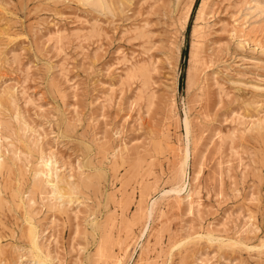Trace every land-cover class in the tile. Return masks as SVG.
<instances>
[{"label": "rangeland", "instance_id": "obj_1", "mask_svg": "<svg viewBox=\"0 0 264 264\" xmlns=\"http://www.w3.org/2000/svg\"><path fill=\"white\" fill-rule=\"evenodd\" d=\"M178 1L0 0V264H264V0Z\"/></svg>", "mask_w": 264, "mask_h": 264}, {"label": "bare ground", "instance_id": "obj_2", "mask_svg": "<svg viewBox=\"0 0 264 264\" xmlns=\"http://www.w3.org/2000/svg\"><path fill=\"white\" fill-rule=\"evenodd\" d=\"M54 1V0H53ZM82 1V0H81ZM180 1V0H179ZM178 1V2H179ZM203 1V0H202ZM86 2H87V5H88V3H90L91 5H93V7L95 6L97 9L98 8H100V9H109V8H111L112 9V7L114 8V6L113 5H111V4H114V5H116V8H118V9H120V11L121 10H123V4H124V0H110V1H107V0H86ZM187 2V1H186ZM83 3H85V0H83ZM131 3V2H130ZM174 3H176V2H174ZM181 3H183V2H181ZM193 2H192V0H188V3L186 4V7L184 8V13H183V21H186L187 19H188V16H189V14H190V11H191V8H192V4ZM202 3V2H201ZM178 5V4H177ZM182 5H184V3L182 4ZM181 5V6H182ZM206 5V4H205ZM204 6V5H203ZM92 7V8H93ZM176 8V7H175ZM182 8V7H181ZM96 9V10H97ZM125 9V8H124ZM127 9V8H126ZM173 9V8H172ZM200 9H201V7H200ZM110 10V9H109ZM203 10V9H202ZM112 11V10H111ZM179 11V10H178ZM198 11V10H197ZM200 11V10H199ZM198 11V12H199ZM109 12V11H108ZM108 12H106V13H108ZM124 12V11H123ZM175 12V11H174ZM99 13H101V12H99ZM111 13V12H110ZM110 13H108V15L110 14ZM112 13H114V12H112ZM122 13V12H121ZM179 13V12H178ZM181 13H182V10H181ZM174 14V13H173ZM235 14V13H234ZM122 15V14H121ZM200 15H201V17H202V14L200 13ZM104 16H106L105 14H104ZM110 16V15H109ZM197 16V15H196ZM199 16V15H198ZM174 17V16H173ZM200 17V18H201ZM181 18V16H180V19H182ZM179 19V18H178ZM176 20H177V18H176ZM196 20H198V19H196ZM200 20V19H199ZM237 21V20H236ZM182 22V21H181ZM194 22H196V21H194ZM204 22V21H203ZM184 23V22H183ZM238 23L240 24V22L238 21ZM185 24V23H184ZM183 24V25H184ZM199 24V23H198ZM243 24H245V23H243ZM236 25V24H235ZM248 25V24H247ZM242 25L240 24V27H241ZM243 26H245V25H243ZM198 27V26H197ZM235 27V26H234ZM239 27V26H238ZM237 28V27H236ZM242 28H244V27H242ZM197 29V28H196ZM195 29V30H196ZM200 29H201V27H200ZM246 29V28H245ZM198 30V29H197ZM233 31H235L234 29H232ZM241 30V29H240ZM243 31V30H242ZM195 32H199V30L198 31H195ZM201 32V31H200ZM242 33V32H241ZM240 33V34H241ZM264 33V32H263ZM200 34V33H199ZM247 34V33H246ZM194 35V34H193ZM198 34H196V36H197ZM202 36V35H201ZM242 36V35H241ZM245 36V35H244ZM193 37V36H192ZM201 38V37H200ZM240 38H242V37H240ZM244 39H245V37H244ZM193 41V40H192ZM200 41V40H199ZM196 41H194V43H195ZM193 44V43H192ZM198 44V43H197ZM203 45V44H202ZM201 46V45H200ZM208 46V45H207ZM192 47V46H191ZM197 47V46H196ZM205 48V47H204ZM209 48H211V47H209ZM195 49H197V48H195ZM199 49V48H198ZM197 49V50H198ZM201 49V48H200ZM199 49V50H200ZM211 50V49H210ZM192 50H190V52H191ZM203 51H204V49H203ZM207 51V50H206ZM200 52V51H199ZM213 53V52H212ZM201 54V53H200ZM204 54V53H203ZM211 54V53H210ZM212 55V57H213V54H211ZM174 56V55H173ZM192 56V55H191ZM195 57V56H194ZM208 57V56H207ZM201 58V57H200ZM210 58V57H209ZM217 58V57H216ZM178 59V58H177ZM208 59V58H207ZM188 61H189V59H188ZM194 61V60H193ZM204 61V60H203ZM197 61H195V63H196ZM175 63V62H174ZM177 63V62H176ZM190 63V62H189ZM188 63V64H189ZM209 63V62H208ZM192 64V63H191ZM203 64V63H202ZM175 65V64H174ZM194 66V65H193ZM191 67V66H190ZM196 67V66H195ZM194 67V68H195ZM190 69L188 68V71H189ZM138 72H139V74L141 75V76H148V71H146L145 69H143V68H141V69H139L138 70ZM193 74V73H192ZM191 74V75H192ZM188 75V74H187ZM191 75H190V72H189V75H188V81H189V83L191 82V80H192V78H191ZM195 83V82H194ZM189 85V84H188ZM200 85H201V83H200ZM197 87V86H196ZM197 91V90H196ZM204 91V90H203ZM197 92H199V91H197ZM201 94H203V93H201ZM1 95V94H0ZM194 95V94H193ZM2 97V96H1ZM3 99H4V97H3ZM197 99V98H196ZM0 100H2L1 98H0ZM185 119V118H184ZM260 119H262V118H260ZM264 119V118H263ZM259 123V122H258ZM263 122H262V120H261V124H262ZM189 123H188V120H185V127H186V131H187V134H188V125ZM262 126V125H261ZM187 136V135H186ZM24 138V137H23ZM21 139V138H20ZM187 139H188V137H187ZM10 150V149H9ZM183 152V151H182ZM188 148H186L185 149V154H184V157H183V160H182V163L180 164V167H179V169H178V174L177 175H179L180 177H182V179H184L183 178V176H184V173H185V166H186V163H187V157H188ZM182 157V156H181ZM3 160L4 159H1V156H0V167H2L4 164H3ZM6 163V162H5ZM38 163H39V167L37 168H35V170H33V175H34V177H35V182L37 181L38 182V179L40 180V179H43V182H44V184L46 183V184H48L49 185V187H50V193H51V196L52 197H54L55 199H56V201L58 200V201H60V203H61V205L63 204V202H64V199L65 198H67V196L68 197H70L69 196V192H70V194L74 191V188H72V191H69V192H67V193H63V191H61L60 190V188L58 187V182H59V180L57 181V178L59 177V175H58V173H56V171H58L57 170V167H56V162H54L51 158H49V157H41L40 158V160L38 161ZM5 166H6V164H5ZM21 166V165H20ZM24 167V166H23ZM20 168H22V167H20ZM8 170H10V169H8ZM129 170V169H128ZM5 171H7V170H5ZM34 171H35V173H34ZM8 172V171H7ZM10 172H11V170H10ZM22 172H24V171H22ZM58 175V176H57ZM33 177V176H32ZM33 177V178H34ZM32 178V179H33ZM174 178V177H173ZM60 179V178H59ZM177 180H179V179H177ZM181 180V179H180ZM179 180V181H180ZM60 181H61V179H60ZM178 181V182H179ZM177 182V183H178ZM68 183V182H67ZM180 183H181V181H180ZM179 183V184H180ZM40 184H42L41 182H40ZM39 184V186H41ZM69 184V183H68ZM86 184V183H85ZM89 184V183H88ZM183 185V184H182ZM185 185V184H184ZM183 185V186H184ZM38 186V187H39ZM48 187V186H47ZM70 187V186H69ZM41 188V187H40ZM39 188V189H40ZM43 188V187H42ZM46 188V187H45ZM44 188V189H45ZM184 188V187H183ZM174 191V190H173ZM176 191V190H175ZM178 191V190H177ZM192 189L190 188V189H188V191H187V193L185 194V196L183 197L184 199H186V200H189L190 201V198H191V196H192ZM179 193H180V189H179ZM47 194H49V193H47ZM48 196H50V194L48 195ZM51 196H50V198H51ZM47 197V196H46ZM49 198V199H50ZM72 198V197H71ZM71 198L69 199V198H67L68 199V201H72L71 200ZM53 199V198H52ZM180 199H182V198H180ZM198 199V198H197ZM54 200V199H53ZM194 200V199H193ZM193 200H191V201H193ZM67 201V200H66ZM30 202H31V199H30ZM48 202V201H47ZM153 202V201H152ZM156 202V201H155ZM170 202V201H169ZM176 202V201H175ZM58 203V202H57ZM177 203V202H176ZM193 203H194V201H193ZM172 204V203H171ZM188 204L189 205H191V202H188ZM150 205H152V203L150 204ZM30 206V205H29ZM152 207H154L153 205H152ZM172 207V206H171ZM176 207V206H175ZM190 207V206H189ZM192 207V206H191ZM148 208H150V207H148ZM193 208V207H192ZM145 210V209H144ZM153 210V209H152ZM189 210V209H188ZM148 211V210H147ZM156 210H154V212H155ZM144 211H142V213H143ZM151 212V211H150ZM139 214V213H138ZM147 215V214H146ZM149 216V215H148ZM147 218H149V217H147ZM135 220V219H134ZM146 221V220H145ZM136 223V222H135ZM138 223H140V222H138ZM134 224V223H133ZM154 229V228H153ZM152 229V230H153ZM151 230V229H150ZM35 234V233H34ZM34 237V236H33ZM35 239H36V237H35ZM36 241V240H35ZM35 244H36V242H35ZM37 245V244H36ZM126 246V245H125ZM126 247H128V246H126ZM125 247V248H126ZM46 249H48V247H45ZM121 249H123V248H121ZM121 249L119 248V250L121 251ZM143 249H145L144 247H143ZM103 251H105L104 250V248H103ZM145 251V250H144ZM122 252V251H121ZM120 252V253H121ZM100 254L101 255H103L102 253H101V250H100ZM110 254V253H109ZM140 255H141V253H140ZM104 256H105V254H104ZM115 256V255H114ZM118 256V255H117ZM119 256H121V255H119ZM143 256V255H142ZM122 257V256H121ZM116 258V257H115ZM118 258V257H117ZM142 259H143V257H142ZM201 261H203V260H201ZM182 262V261H181ZM183 263V262H182ZM201 263V262H200ZM203 263V262H202ZM204 263H205V261H204ZM115 264H121V261L118 259V261H117V263L115 262ZM135 264V263H134ZM143 264V263H142ZM185 264V263H184ZM206 264V263H205Z\"/></svg>", "mask_w": 264, "mask_h": 264}, {"label": "trees", "instance_id": "obj_3", "mask_svg": "<svg viewBox=\"0 0 264 264\" xmlns=\"http://www.w3.org/2000/svg\"><path fill=\"white\" fill-rule=\"evenodd\" d=\"M197 4H198V0L195 1V4H194V7H193V10H194V8L196 7Z\"/></svg>", "mask_w": 264, "mask_h": 264}]
</instances>
